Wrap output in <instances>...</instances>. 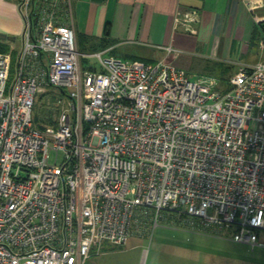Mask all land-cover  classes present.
<instances>
[{"label": "built area", "instance_id": "obj_1", "mask_svg": "<svg viewBox=\"0 0 264 264\" xmlns=\"http://www.w3.org/2000/svg\"><path fill=\"white\" fill-rule=\"evenodd\" d=\"M17 10L21 47L0 52V264H83L159 224L264 247V60L225 92L165 61L96 52L101 70L82 69L71 0ZM47 93L63 97L40 127Z\"/></svg>", "mask_w": 264, "mask_h": 264}, {"label": "crops", "instance_id": "obj_2", "mask_svg": "<svg viewBox=\"0 0 264 264\" xmlns=\"http://www.w3.org/2000/svg\"><path fill=\"white\" fill-rule=\"evenodd\" d=\"M18 1L14 9L2 4L1 12L20 21L22 34ZM71 10L82 69L90 68L88 57L96 52L142 64L165 61L193 80L214 77L215 89L225 92L239 67L264 60V3L259 0H71ZM0 32H15L14 23L3 22ZM8 42L0 44L13 48ZM257 248L264 249H251Z\"/></svg>", "mask_w": 264, "mask_h": 264}, {"label": "rangeland", "instance_id": "obj_3", "mask_svg": "<svg viewBox=\"0 0 264 264\" xmlns=\"http://www.w3.org/2000/svg\"><path fill=\"white\" fill-rule=\"evenodd\" d=\"M16 3L17 0H0V26L8 21L14 23L15 29L10 35L0 34L7 36L8 44L13 47L8 50L14 54L18 52L22 42L21 23L7 16L5 20L1 11L2 4L14 9ZM86 65L97 71L101 70L95 58L88 57ZM61 97L63 96L58 93L35 96L33 116L38 126L53 122L57 115L56 102ZM53 157L52 154L51 161ZM83 264H264V249H251L249 245L236 244L226 237L218 239L190 229L159 224L145 235L134 233L124 246L104 244L99 252L93 249L91 256Z\"/></svg>", "mask_w": 264, "mask_h": 264}, {"label": "trees", "instance_id": "obj_4", "mask_svg": "<svg viewBox=\"0 0 264 264\" xmlns=\"http://www.w3.org/2000/svg\"><path fill=\"white\" fill-rule=\"evenodd\" d=\"M7 50H8L7 46L0 44V52H7Z\"/></svg>", "mask_w": 264, "mask_h": 264}, {"label": "water", "instance_id": "obj_5", "mask_svg": "<svg viewBox=\"0 0 264 264\" xmlns=\"http://www.w3.org/2000/svg\"><path fill=\"white\" fill-rule=\"evenodd\" d=\"M6 40H8L7 36L0 34V41H6Z\"/></svg>", "mask_w": 264, "mask_h": 264}]
</instances>
